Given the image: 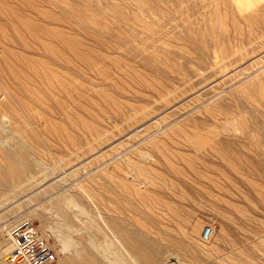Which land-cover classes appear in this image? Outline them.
Segmentation results:
<instances>
[{
	"label": "rangeland",
	"instance_id": "rangeland-1",
	"mask_svg": "<svg viewBox=\"0 0 264 264\" xmlns=\"http://www.w3.org/2000/svg\"><path fill=\"white\" fill-rule=\"evenodd\" d=\"M1 128L0 264L25 215L79 264H264V0H0Z\"/></svg>",
	"mask_w": 264,
	"mask_h": 264
},
{
	"label": "bare ground",
	"instance_id": "bare-ground-1",
	"mask_svg": "<svg viewBox=\"0 0 264 264\" xmlns=\"http://www.w3.org/2000/svg\"><path fill=\"white\" fill-rule=\"evenodd\" d=\"M226 15V14H225ZM251 15V14H250ZM259 15V14H258ZM227 17V16H226ZM225 18V17H224ZM251 19L250 20H256L257 19V16H251L250 17ZM247 19V18H246ZM249 19V18H248ZM232 21V20H231ZM249 21V20H248ZM253 21V22H254ZM252 22V21H251ZM232 23H233V21H232ZM226 24H228V23H226ZM237 24V23H236ZM232 25V24H231ZM251 25V24H250ZM211 26V25H210ZM228 26V25H227ZM240 27H241V25H239ZM255 26V25H254ZM258 27V26H257ZM256 27V28H257ZM235 28V27H234ZM231 29V28H230ZM236 29V28H235ZM237 29H239V28H237ZM242 29V28H241ZM240 29V30H241ZM204 30V29H203ZM257 30V29H256ZM227 31V30H226ZM234 31V30H233ZM206 32H208V31H206ZM239 33H241V32H239ZM199 35V34H198ZM211 35H213V40H212V44H211V49H212V56L214 57L213 59H211V60H213V62H214V64L215 65H217V66H219V67H226V66H228V65H232V64H235V63H238L239 61H241V60H243L249 53H253L256 49H257V47H255V46H250V47H247L244 43H243V41H241V42H239L238 43V38L236 39L237 41L236 42H234V40L233 39H231L229 36L230 35H227L226 36V38H223V39H221L222 38V36H215L214 34H213V31L211 32ZM241 35V34H240ZM254 35V34H253ZM242 36H243V34H242ZM251 36V35H250ZM256 36H257V34H256ZM259 36H260V34H259ZM258 36V39L261 37H259ZM253 37H255V36H253ZM241 38V37H240ZM243 38V37H242ZM250 38V37H249ZM252 38V37H251ZM224 39H226V40H224ZM255 40H256V38H255ZM254 40V41H255ZM195 41V40H194ZM247 41V40H246ZM252 39L250 40V42L249 43H252V42H254ZM261 41V40H260ZM257 42V41H256ZM255 42V43H256ZM262 42V41H261ZM258 43V42H257ZM258 44H260V42L258 43ZM249 45V44H248ZM261 46V45H260ZM259 48V47H258ZM208 52V51H207ZM208 57V56H207ZM211 67V66H210ZM200 75V74H199ZM149 82V81H148ZM189 82V81H188ZM172 83V82H171ZM150 84H151V82H150ZM175 86H178V85H175ZM153 87H155V86H153ZM178 88H179V86H178ZM155 89H157V88H155ZM154 89V90H155ZM176 89V88H175ZM173 90V89H172ZM157 92V91H156ZM248 95H250V94H248ZM248 98V97H247ZM2 109V108H1ZM216 109V108H215ZM219 110H221V109H219ZM223 111V110H222ZM4 112V116H5V110L3 111ZM232 112V111H231ZM217 113H218V111H217ZM220 114V113H219ZM216 115V114H215ZM3 116V117H4ZM213 116V115H212ZM3 117H2V119H3ZM217 117H220V116H216V118ZM225 117H227V115L225 114ZM233 119V118H232ZM225 122V121H224ZM223 122V123H224ZM225 124V125H224ZM223 125H222V127H225V126H227V129L230 127V128H233L234 126H235V124H237L234 120H230V118H229V120H227L226 119V122L224 123ZM227 124V125H226ZM195 126V132H194V135H193V137H192V140H193V144L196 146V147H199L200 145H201V143H202V140H203V137H202V134H201V127H199V126H197V125H194ZM229 126V127H228ZM237 126V125H236ZM204 127V126H203ZM5 128V127H4ZM226 128V127H225ZM229 128V129H230ZM2 128L0 129V144L2 145V143H3V140H2ZM4 130V129H3ZM4 144V143H3ZM0 145V146H1ZM7 146V145H6ZM5 152H7V151H5ZM6 154V158L7 159H9V158H11V159H13V160H15L13 157H12V155H10V153L9 152H7V153H5ZM19 159V158H18ZM11 165H10V168H11V170H14L15 169V164L13 163V161L11 160V163H10ZM21 164V163H20ZM22 169H23V166H22ZM5 172V171H4ZM23 173H25L24 171H23ZM8 179H9V177H8ZM10 180L12 181V179L10 178ZM5 181H4V178H3V173H0V188H1V186L2 185H4L3 183H4ZM13 182V181H12ZM6 184V183H5ZM13 185V184H12ZM15 185H13V186H11L9 189L11 190V191H13L14 190V188L16 187H14ZM6 189H8V188H6ZM62 200H64L63 198H61ZM62 200H60V201H62ZM65 200H69L70 202L72 201V204H74L75 206H78L79 207V210L80 211H83L84 210V208H82L81 207V205L79 204V202L77 201V199L75 198V197H65ZM59 201V200H58ZM69 201H66V203L67 202H69ZM63 202V201H62ZM59 204H61L60 202H58ZM83 212H85V211H83ZM67 214V213H66ZM85 214L88 216V213H86L85 212ZM48 215V214H47ZM99 215V214H98ZM100 216V215H99ZM60 218V217H59ZM25 219H29V216H26L25 215V217H23V219H21V220H25ZM21 220H19L18 222H20ZM61 220V219H60ZM58 221V220H57ZM18 222H16V224L18 223ZM105 223V222H104ZM16 224H14V225H16ZM41 225H40V227H41V231L44 233V234H46L45 236H50V235H52L53 237H54V243H58L59 244V251H62L63 252V255L60 257L61 258V261L63 262V264H79V262L77 261V259L75 258V257H73L71 254H65V250H67L68 249V247H69V245H71V244H74L75 243V241H73V240H71V239H69V238H67V237H65L63 234H62V232L58 229V224L59 223H56V224H51V223H49L46 219H44V220H42L41 221V223H40ZM13 225V226H14ZM89 226H91V224L89 225ZM5 229H6V225H4L3 226ZM213 228V227H212ZM9 229V228H8ZM112 230H113V232L116 234V236H118L120 239H122V241H126V243H128L130 246H129V250L130 251H133L132 250V248L131 247H135L136 249H138L139 247H140V244H139V239L138 238H136L133 234H131V233H127L126 232V235H125V233H124V230L121 228V226L120 225H117L115 228H112ZM5 231H7V230H5ZM88 244L91 246V247H94L95 249H96V251H97V254L99 255H104V253H105V249L104 250H102V251H99L98 249H97V247H96V245H95V243H96V239L93 237V235H92V233H90L89 235H88ZM7 251V250H6ZM1 250H0V254H1ZM6 253V252H5ZM97 254H95L94 252H92L91 250H89V248L88 249H86V264H104L101 260H100V258L98 257V255ZM4 260H5V257H4ZM6 262V261H5ZM2 263V264H7V263Z\"/></svg>",
	"mask_w": 264,
	"mask_h": 264
},
{
	"label": "built area",
	"instance_id": "built-area-1",
	"mask_svg": "<svg viewBox=\"0 0 264 264\" xmlns=\"http://www.w3.org/2000/svg\"><path fill=\"white\" fill-rule=\"evenodd\" d=\"M210 229L205 232L208 234ZM7 264H63L59 253L37 223L25 219L6 231Z\"/></svg>",
	"mask_w": 264,
	"mask_h": 264
}]
</instances>
